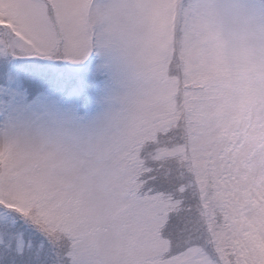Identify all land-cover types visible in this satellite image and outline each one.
I'll return each mask as SVG.
<instances>
[{
	"label": "snow or ice",
	"instance_id": "6c2138e0",
	"mask_svg": "<svg viewBox=\"0 0 264 264\" xmlns=\"http://www.w3.org/2000/svg\"><path fill=\"white\" fill-rule=\"evenodd\" d=\"M102 15L92 0H0V47L36 65L84 61ZM138 40L123 108L73 150L79 184L51 188L39 162L0 172V264H264V100L237 115L218 82L215 119L186 130L164 9Z\"/></svg>",
	"mask_w": 264,
	"mask_h": 264
},
{
	"label": "clouds",
	"instance_id": "9594fccd",
	"mask_svg": "<svg viewBox=\"0 0 264 264\" xmlns=\"http://www.w3.org/2000/svg\"><path fill=\"white\" fill-rule=\"evenodd\" d=\"M92 0L94 42L115 49L132 66L139 54L138 28L154 8L166 11L167 76L177 89L179 115L186 130L217 115L222 81L231 111L243 114L264 100V0ZM135 77H133L134 79ZM124 102L128 90L120 95ZM39 162L35 174L51 188L79 184L84 164L47 128L24 125L0 130V172L23 171ZM65 252L71 243L61 237ZM70 259V258H69Z\"/></svg>",
	"mask_w": 264,
	"mask_h": 264
},
{
	"label": "rangeland",
	"instance_id": "374dc122",
	"mask_svg": "<svg viewBox=\"0 0 264 264\" xmlns=\"http://www.w3.org/2000/svg\"><path fill=\"white\" fill-rule=\"evenodd\" d=\"M22 57L32 59L26 53L13 55L6 45L0 47L4 74V83L0 84V130L13 132L24 125L47 128L55 140L71 150L84 147L109 130L124 105L120 95L133 79L131 66L119 52L96 44L84 61H52L40 67L53 71L56 87H39L34 95L23 83L24 69L16 68ZM56 63L63 67L55 68ZM38 67L34 66V71Z\"/></svg>",
	"mask_w": 264,
	"mask_h": 264
},
{
	"label": "trees",
	"instance_id": "16d2710c",
	"mask_svg": "<svg viewBox=\"0 0 264 264\" xmlns=\"http://www.w3.org/2000/svg\"><path fill=\"white\" fill-rule=\"evenodd\" d=\"M28 60L31 59H26L25 57L19 58L17 67L18 69H24L23 73H21L23 83L27 85V90L30 94L34 95L37 92V88H42V89H52L54 86L56 87L53 75V71L50 70L49 67L45 69H40V67H46L48 65H36L30 63ZM37 67V71H34L33 67ZM4 68V66H3ZM70 71V69H68ZM3 69L0 66V84L4 83V74H2ZM71 74H74L71 72ZM75 75V74H74ZM42 76H44L42 78ZM26 81V82H24ZM48 82H50L48 85H46Z\"/></svg>",
	"mask_w": 264,
	"mask_h": 264
}]
</instances>
